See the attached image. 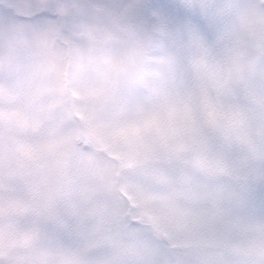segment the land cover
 <instances>
[{"label": "snow or ice", "instance_id": "snow-or-ice-1", "mask_svg": "<svg viewBox=\"0 0 264 264\" xmlns=\"http://www.w3.org/2000/svg\"><path fill=\"white\" fill-rule=\"evenodd\" d=\"M0 264H264V0H0Z\"/></svg>", "mask_w": 264, "mask_h": 264}]
</instances>
